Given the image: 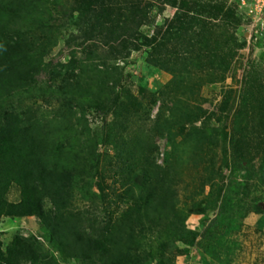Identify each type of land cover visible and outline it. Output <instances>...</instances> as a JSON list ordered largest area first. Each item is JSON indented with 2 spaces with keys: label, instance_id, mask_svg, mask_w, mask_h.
<instances>
[{
  "label": "trees",
  "instance_id": "obj_1",
  "mask_svg": "<svg viewBox=\"0 0 264 264\" xmlns=\"http://www.w3.org/2000/svg\"><path fill=\"white\" fill-rule=\"evenodd\" d=\"M228 3L0 0V223L38 228L0 241V264H174L173 249L222 264L244 216L226 172L264 183L260 79L247 74L216 105L202 95L245 47ZM61 41L65 61L52 58ZM134 54L166 82L133 93Z\"/></svg>",
  "mask_w": 264,
  "mask_h": 264
},
{
  "label": "rangeland",
  "instance_id": "obj_2",
  "mask_svg": "<svg viewBox=\"0 0 264 264\" xmlns=\"http://www.w3.org/2000/svg\"><path fill=\"white\" fill-rule=\"evenodd\" d=\"M230 4V3H228ZM155 24L159 25L162 23L164 18H168L172 15L173 10L168 6L161 13L155 11ZM239 15L241 16V23L236 29V36L241 42L245 43V47L238 50L237 52V63L235 64V73L231 72L229 78H227L223 83L207 86L203 89V97L209 99L214 105L218 104L223 97V91L226 89H232L233 94L239 93L243 87V81L245 76L248 74L250 77L260 79L261 84L264 87V13L260 19H252L246 17V14L240 10ZM63 38V37H61ZM62 53L61 56H58ZM68 54V50L65 49L63 41H61L58 47L55 49L52 58L57 60L65 61ZM133 59L136 61L131 67L125 70L124 76L127 73H132L133 79L127 81V87H130L133 93L137 94L140 88L154 89L157 83H165L168 76L162 74L161 72L147 68L144 64L143 57L134 54ZM232 75V76H231ZM241 93V92H240ZM156 108L154 109V114ZM93 121V119H92ZM94 127L99 124V121H93ZM164 141L160 142V156L159 163H161L164 153ZM216 168L221 166V155H220V144L216 148ZM228 176L227 181H232V196L234 199H239L236 205H241L243 209V218L240 219L239 231L235 234L230 235L228 238L231 239L229 243L228 252H224L220 255L222 264H264V207L262 212L255 213L252 212L250 205L254 199H260L259 204L264 205V183L260 182L259 175L252 177L246 181L240 176L238 172H230L229 170L225 174ZM217 177L214 175L213 179L217 183ZM242 184H246L243 186ZM239 189L237 195L234 191ZM235 189V190H234ZM210 192V187L206 186L202 198L198 201L207 199ZM11 200H14V195L10 196ZM199 210L198 206L191 207L190 215L188 218V224L190 229H195L198 226V221L201 216L197 214ZM206 213H208V206H206ZM210 215V214H209ZM211 215H216L212 213ZM37 224L34 219H23L10 221L4 219L0 223V241L6 244L15 234H21L24 236L34 235L37 231ZM167 256H175L174 264H207V258L204 260L201 258L204 256L201 250L191 249L187 255L176 256L175 250H172Z\"/></svg>",
  "mask_w": 264,
  "mask_h": 264
},
{
  "label": "built area",
  "instance_id": "obj_3",
  "mask_svg": "<svg viewBox=\"0 0 264 264\" xmlns=\"http://www.w3.org/2000/svg\"><path fill=\"white\" fill-rule=\"evenodd\" d=\"M229 3L235 4L239 10H242L246 17L251 16L254 19H260L264 13V0H227Z\"/></svg>",
  "mask_w": 264,
  "mask_h": 264
},
{
  "label": "water",
  "instance_id": "obj_4",
  "mask_svg": "<svg viewBox=\"0 0 264 264\" xmlns=\"http://www.w3.org/2000/svg\"><path fill=\"white\" fill-rule=\"evenodd\" d=\"M260 205V207H264V205H262V204H259Z\"/></svg>",
  "mask_w": 264,
  "mask_h": 264
}]
</instances>
